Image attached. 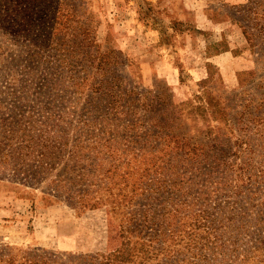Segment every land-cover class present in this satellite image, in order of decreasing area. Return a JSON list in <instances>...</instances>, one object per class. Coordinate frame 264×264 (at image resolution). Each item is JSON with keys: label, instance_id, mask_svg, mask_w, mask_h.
Masks as SVG:
<instances>
[{"label": "trees", "instance_id": "1", "mask_svg": "<svg viewBox=\"0 0 264 264\" xmlns=\"http://www.w3.org/2000/svg\"><path fill=\"white\" fill-rule=\"evenodd\" d=\"M22 1L52 10L35 19L42 39L25 38L21 45L27 52L12 57L14 70L5 73L0 66V170L33 185L48 180L47 189L75 206L108 188L103 180L118 175L119 191L130 185V172L112 167L119 143L127 142L131 150L139 146L143 154L160 152L122 195L131 207L124 214L120 247L69 264H264V160L247 159L256 147L238 138L234 150L225 149L222 140L215 141L226 134L213 138L211 127L200 129L210 135L205 142L176 133L180 111L171 117L159 94L141 103L105 68L119 59L115 51L98 52L89 37L44 35L65 25L57 16L61 3L54 8L53 0ZM248 2L256 13L264 9V0ZM7 3L0 0V8L7 10ZM208 109V119L227 126L224 108L209 102ZM193 112V120H207L203 105ZM242 146L247 153L237 162ZM13 263L9 252L0 254V264Z\"/></svg>", "mask_w": 264, "mask_h": 264}, {"label": "rangeland", "instance_id": "2", "mask_svg": "<svg viewBox=\"0 0 264 264\" xmlns=\"http://www.w3.org/2000/svg\"><path fill=\"white\" fill-rule=\"evenodd\" d=\"M53 1L54 8L61 3L57 16L65 25L44 35L94 39L98 52H116L119 59L105 68L136 99L147 102L159 94L174 113L171 117L182 113L176 133L205 142L210 135L199 133L200 129L211 127L213 138L226 134L215 141L222 140L225 149L234 150L232 142L244 139L257 149L247 159L256 164L264 160V148L257 146L264 145V36L260 35L264 9L256 13L248 0ZM7 2V10L0 8V66L5 73L15 68L12 57L27 52L21 45L25 38L33 43L42 39L41 23L35 19L52 10L45 4L35 8L22 0ZM66 17L72 21L64 22ZM83 28H87L84 34ZM209 102L226 110L227 126L208 119ZM197 105H203L206 121L200 116L193 120ZM255 125L261 129L257 134ZM122 143L116 147L112 167L117 173L128 170L131 185L160 152L150 155L151 149L143 154L137 151L139 146L131 150ZM242 149L237 162L246 156ZM111 161L107 159L105 169ZM103 172L101 176L106 175ZM117 176L101 181L108 188L73 206L47 189L48 180L33 185L0 170V254L13 255V264H69L79 256L117 250L124 214L131 207V202H122L130 185L119 191L123 184ZM134 197L141 198L135 192Z\"/></svg>", "mask_w": 264, "mask_h": 264}]
</instances>
